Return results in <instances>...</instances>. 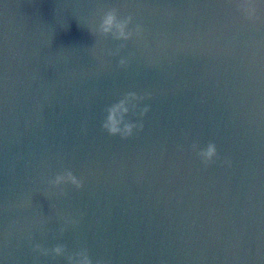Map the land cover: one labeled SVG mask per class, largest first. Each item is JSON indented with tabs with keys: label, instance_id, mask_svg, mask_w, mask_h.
I'll list each match as a JSON object with an SVG mask.
<instances>
[{
	"label": "water",
	"instance_id": "obj_1",
	"mask_svg": "<svg viewBox=\"0 0 264 264\" xmlns=\"http://www.w3.org/2000/svg\"><path fill=\"white\" fill-rule=\"evenodd\" d=\"M240 2L0 0V264H67L35 244L93 264H264V0L252 20ZM112 7L139 37L90 32ZM127 92L145 96L125 117L143 129L121 139L101 124ZM65 170L79 190L48 185Z\"/></svg>",
	"mask_w": 264,
	"mask_h": 264
},
{
	"label": "clouds",
	"instance_id": "obj_2",
	"mask_svg": "<svg viewBox=\"0 0 264 264\" xmlns=\"http://www.w3.org/2000/svg\"><path fill=\"white\" fill-rule=\"evenodd\" d=\"M238 10L245 16L246 19L252 20L255 18L256 8L253 5L252 0H241L238 4ZM99 23L90 32L96 36L100 37H111L115 41L127 42L134 36L139 37L143 31L140 24H135L133 27H129L133 24V15L127 14L121 16L119 10L115 7L109 8L106 11L101 9ZM126 47L125 43H120L115 51H109L107 54L109 56H117L120 51ZM132 54L129 53V57ZM128 64V59L121 57L118 60V67H126ZM145 99L143 95H137L135 92H127L120 98L117 102L111 104L105 109L106 117L101 124V128L111 136L119 135L121 139H127L133 134V130L137 132L143 129V123H133L126 120L125 117L132 113V115L137 114V103H132L131 101H140ZM148 107H144L139 110V116L142 118L145 113L148 112ZM193 150L197 148L196 144L192 145ZM196 155L200 158L201 162L208 165L213 161V158L217 156L216 145L209 142L207 146L198 152ZM230 165V161H225ZM48 185L56 189L58 186L63 184H70L79 190L83 186V180L78 179L73 175L71 170H65L61 174H57L53 179L47 181ZM64 190L59 189V195L63 196ZM76 221L71 219H65V224H75ZM64 228H60L61 233L64 232ZM34 252H37L41 256L51 255L53 258L64 257L67 264H93L92 259L88 254V250L83 248L77 252L69 253L66 246L63 244H58L53 246L51 249L44 248L40 244L33 245ZM96 264H101L97 261Z\"/></svg>",
	"mask_w": 264,
	"mask_h": 264
}]
</instances>
